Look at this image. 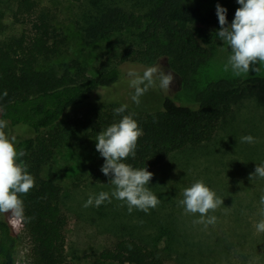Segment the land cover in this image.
Returning <instances> with one entry per match:
<instances>
[{
	"label": "trees",
	"instance_id": "16d2710c",
	"mask_svg": "<svg viewBox=\"0 0 264 264\" xmlns=\"http://www.w3.org/2000/svg\"><path fill=\"white\" fill-rule=\"evenodd\" d=\"M80 1V0H73ZM108 1V2H105ZM102 2V3H101ZM91 9L82 16L88 42L127 28L139 29L138 47L124 53L117 65L94 75L78 60L51 64L62 53L61 41L53 32V17L36 0H17L13 21L23 25L8 41L0 40V119L7 127H26L29 136L17 139V148L35 186L23 200V228L29 239L27 264H72L65 255L67 216L61 207V188L44 177L43 168L51 163L56 149L67 139L83 143L95 138L124 115H131L143 130L135 157L123 162L133 168L152 170L171 153L209 141L220 121L246 92L264 100V70L261 75L230 81H210L196 94L193 104H180L169 95L157 109H143L112 101L95 106L82 117L64 121L63 115L83 104L100 88L109 87L123 77L119 64H156L161 58L184 83L210 57L211 47L221 40L216 7L208 10L188 0H89ZM239 6L227 9L231 24ZM7 95H4V92ZM128 105L125 112L115 109ZM6 131V130H5ZM91 168V177L109 181L101 167ZM19 236L9 214H0V264H16ZM162 250L125 238L99 257L118 264H178Z\"/></svg>",
	"mask_w": 264,
	"mask_h": 264
},
{
	"label": "rangeland",
	"instance_id": "374dc122",
	"mask_svg": "<svg viewBox=\"0 0 264 264\" xmlns=\"http://www.w3.org/2000/svg\"><path fill=\"white\" fill-rule=\"evenodd\" d=\"M40 7L53 17V32L61 41L62 53L52 60L54 66L78 60L87 73L94 75L118 64L120 57L130 48L138 47L139 29L127 28L88 42L82 27V15L91 9L89 0H36ZM204 10L217 7L239 6L237 0H188ZM108 2V1H105ZM17 0H0V40L8 41L23 29L13 21L12 13ZM102 3V2H101ZM211 54L187 83L161 58L156 64L143 65L123 62L119 67L123 77L115 84L93 92L81 105L69 109L62 117L70 121L82 117L88 110L104 103L117 101L143 109H157L162 98L169 95L180 104H193L196 94L210 81H230L261 75L260 71L236 76L231 69L224 70L230 54L222 41L214 43ZM161 66L171 72L174 82L168 89H161L159 81L140 98L136 105L131 96L129 69L140 74L148 67ZM239 98L230 113L220 121L209 141L171 153L160 165L149 170L154 175L147 187L160 203L148 213L133 209L131 213L124 201L111 196L114 185L109 181H96L91 168L104 158L96 150L97 137L80 143L65 140L55 151L50 164L43 168L44 177L51 178L61 188V207L67 216L65 255L72 264H118L99 257L104 249L112 248L121 239L133 238L148 247L162 250L165 257L178 264H264V232L256 225L264 220V178L254 177L256 166L264 165V100L251 94V89ZM9 135L17 139L29 136L26 127H7ZM247 135L253 143L241 142ZM198 180L221 199L223 205L208 216L216 222L207 227L195 223L200 214L186 213L179 201L183 190ZM108 192L107 200L100 206L83 205L90 195ZM19 236L16 264H27L29 239L20 217L9 214Z\"/></svg>",
	"mask_w": 264,
	"mask_h": 264
},
{
	"label": "clouds",
	"instance_id": "9594fccd",
	"mask_svg": "<svg viewBox=\"0 0 264 264\" xmlns=\"http://www.w3.org/2000/svg\"><path fill=\"white\" fill-rule=\"evenodd\" d=\"M237 3L240 7L231 24L226 18L227 9L217 4L220 29L216 35L230 49L224 70L228 71L230 68L236 76H240L250 71L258 72L259 66H264V0H237ZM127 76L130 78V87L134 89L131 100L136 105L141 103L140 98L150 88L156 87L157 81L161 89L170 88L174 82L173 74L165 72L161 66L148 67L142 74L131 68ZM4 95H7L6 91ZM127 107L128 105H122L114 111L121 114ZM7 126L8 122L0 119V214L23 217V200L20 196L27 194L35 186V180L22 159L27 153L23 149L18 150L17 137L5 131ZM142 135L143 130L138 122L131 115H124L118 123L101 131L96 140V150L105 161L101 171L110 178L109 183L114 185L111 196L124 201L129 213L134 208L148 213L149 209L160 203L158 197L147 187L154 174L146 167L133 168L123 162L129 156L135 157L138 138ZM241 142L253 143L254 137L244 136ZM254 177L264 178V165L256 166L249 178ZM182 195L183 199L178 203L184 207L185 212L200 214V219L195 223H203L206 227L215 224L217 218L208 216V213L223 205V199L203 180L185 188ZM106 200L111 203L109 193L102 191L98 196L90 195L83 206H100ZM260 204L264 205V196H261ZM256 229L264 232V220L256 225Z\"/></svg>",
	"mask_w": 264,
	"mask_h": 264
}]
</instances>
